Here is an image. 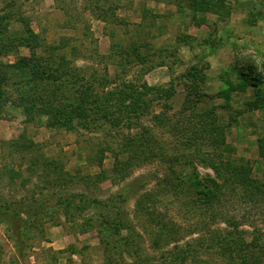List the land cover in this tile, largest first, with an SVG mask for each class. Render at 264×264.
I'll return each instance as SVG.
<instances>
[{
  "label": "rangeland",
  "instance_id": "rangeland-1",
  "mask_svg": "<svg viewBox=\"0 0 264 264\" xmlns=\"http://www.w3.org/2000/svg\"><path fill=\"white\" fill-rule=\"evenodd\" d=\"M106 1L100 0V4L105 7ZM113 1L119 4L116 16L125 24L98 19L96 0H0V14L10 10L16 15L0 34V81L3 91L9 93V101L0 103V203L33 205L31 202L39 199L51 206L58 203L60 192L102 201L100 208L82 209L83 218L76 217L75 222L56 208L37 219H27V246L18 261L9 225L0 220V264H15L13 259L16 264H133L127 255L118 259L114 251L107 252L99 243L95 221L91 226L85 221L97 214L114 217L118 212L142 234L144 255L155 256L157 261L161 251L151 247L150 223L135 210L136 199L146 193L151 195L144 204H153L165 219H174L181 227L182 241L198 237L188 230L200 227L205 220L198 210L186 216L181 202L187 192L172 195L177 199L158 193L154 176L161 178L167 164L153 159L124 176L113 173L111 153L104 154L101 166L97 164L101 134L49 129L44 125L45 115L27 120L19 105L21 91L33 95L37 104L41 97L46 98V92L41 84L35 91L30 84L27 90H17L34 77L27 68L19 67L23 64L18 58H43L62 39L68 40V48L58 47L55 53L64 54L72 66L89 72L95 69L99 79H142L149 85L173 81L175 94L168 100L171 108L167 112L172 119L188 98L196 102L198 111L214 108L225 127L224 156L238 163L249 162L253 176L264 187V0H224V6H218L219 0H203L202 5V0H197L189 6L166 0ZM19 17L38 35L40 45L35 50L19 38L24 25ZM155 100L152 110L158 112L161 102ZM167 133L157 130V135L170 142ZM11 141L12 146L8 145ZM36 157L62 164L74 175L72 181L66 186L50 184L52 177L38 176L43 167ZM76 170L80 174H75ZM102 170L105 178L97 180L95 175ZM199 171L212 174L209 169ZM121 193L123 196L116 198ZM221 208L245 220L246 229L264 228L259 208L232 199ZM217 227L224 228V224ZM200 259L219 264L208 253Z\"/></svg>",
  "mask_w": 264,
  "mask_h": 264
},
{
  "label": "trees",
  "instance_id": "trees-1",
  "mask_svg": "<svg viewBox=\"0 0 264 264\" xmlns=\"http://www.w3.org/2000/svg\"><path fill=\"white\" fill-rule=\"evenodd\" d=\"M166 1L177 6H189L188 4L194 5L197 0ZM103 3L106 4L105 7L100 4V0L95 3V16L98 19L125 24L116 16L118 3L113 0ZM219 3L220 5L215 4L213 8L217 5L224 6V0H219ZM200 4H204L203 0ZM14 15L10 10L0 14V34L6 31ZM19 18L24 24L23 34H20L19 38L23 40L22 44L30 50H35L40 45L38 35L23 17ZM67 41L62 39L61 43L52 47L43 58H18L23 64L19 67L27 68L34 77L22 87L15 85V88L17 86V90H27L26 87L30 84L31 89L35 91L41 84L44 87L42 91L46 92V98L41 97L40 103L37 104L33 95L21 91L19 105L27 120L45 115L47 118L44 125L49 129L76 132L82 130L101 134L103 139L98 143L100 158L97 164L101 166L104 154L111 153L113 173L124 176L131 168L153 159L167 164L165 172L160 174L161 178L154 176L158 193L177 196L187 192L188 196L181 202L186 216L198 210L205 219L200 227L196 225L188 230L191 234H198V237L182 241L181 227L174 219H165L153 204L150 207L144 204L146 198L150 197L149 193H146L136 199L135 210L146 215L150 223L149 241L152 248L161 251L159 260L154 261L155 256L144 255L142 234L136 232L134 225L120 212L114 214V217L97 214L85 220L89 223L88 226L94 224L98 228V240L104 249L107 252L114 251V254L119 256L118 259L127 255L133 264H210L209 261L200 259L203 253L218 259L219 264H264V228L246 229L243 227L245 220L221 208L231 199L244 202L255 209L259 208L260 216H263L261 220L264 222V187L253 176L249 162L238 163L224 156L223 149L227 147L225 127L218 121L214 108L198 111L196 102L188 98L178 116L172 119L167 112L171 108L168 100L175 94L173 81L163 85H149L142 79L138 82L125 78L115 82L106 76L99 79L95 69L89 72L84 67L72 66L64 54L55 53L58 47L67 49ZM134 52L140 56L138 49L135 48ZM0 78H3L2 74ZM105 82L109 86H106ZM2 84L0 81L1 104L9 101V93L3 91ZM95 84H102L103 87L98 88V91ZM154 98L161 102L162 108L158 112L152 110L153 102L156 101ZM158 129L169 132L167 134L172 140L169 142L163 136L157 135ZM12 143L8 142V145L12 146ZM114 143L115 147L112 146ZM38 159L35 158L37 161ZM39 161L37 164H41L43 169L39 171L41 174L38 176L52 177L50 184L66 186V183L72 181L74 175L62 164L48 159ZM199 168L209 169L212 174L202 175ZM9 173L14 172L9 169ZM76 173L80 174L78 170ZM104 175L105 171L102 170L95 177L99 180L105 178ZM90 176L93 175H87V178L91 179ZM119 196L122 197L123 194H118L116 198ZM57 202L51 206L39 199L32 201L33 205L20 202L0 203V220L9 225L17 261L25 255L27 219H37L39 215L51 213V209L56 208L69 215L68 220L75 222L74 218H83V210L89 207L100 208L102 204V201L95 197L61 192ZM92 220L95 221L93 224ZM220 224H224V228L217 227ZM213 225L214 228H211ZM15 259L13 260L16 264Z\"/></svg>",
  "mask_w": 264,
  "mask_h": 264
}]
</instances>
